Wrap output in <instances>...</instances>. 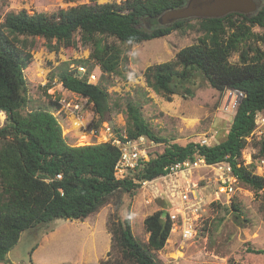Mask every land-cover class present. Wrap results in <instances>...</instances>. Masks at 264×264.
Masks as SVG:
<instances>
[{
    "label": "trees",
    "instance_id": "1",
    "mask_svg": "<svg viewBox=\"0 0 264 264\" xmlns=\"http://www.w3.org/2000/svg\"><path fill=\"white\" fill-rule=\"evenodd\" d=\"M257 1L259 8L254 13L189 17L165 25L159 23L158 16L187 0L83 3L56 12L22 9L6 14L0 23V109L8 115L0 127V262L16 264L8 254L23 231L40 226L52 230L59 218L86 220L119 190H135L140 184L135 178L152 179L165 174L172 163L186 159L226 161L240 183L264 191V176L242 159L248 137L257 128V115L264 111V48L259 45V41L264 42V33L253 29H264V0ZM195 25L202 32L198 41L180 49L173 60L150 65L145 71L146 81L167 100L175 94L192 97L204 85L221 93L227 88L243 92L223 140L214 144L169 142L153 131L140 103L130 100L126 105L128 137L146 136L166 144L162 152L151 153L136 176L131 171L119 179L115 167L121 153L111 141L70 144L52 109L40 106L26 110L29 98L25 69L32 61L29 49L35 45V37L45 38L50 49L79 42L92 44L91 58L103 72L114 73L122 50L105 38L143 42ZM235 52L239 53V62L230 61ZM91 58L78 61L88 63L84 75L64 63L56 76L65 88L94 103L98 120L93 126L98 127L112 105L109 91L100 80H89ZM51 104L55 109L60 107L58 100ZM109 223L111 249L101 264H160L155 252L166 246L174 223L167 211L159 209L145 217L144 227L149 233L145 244L135 237L130 217ZM251 251L261 253L264 249Z\"/></svg>",
    "mask_w": 264,
    "mask_h": 264
},
{
    "label": "rangeland",
    "instance_id": "2",
    "mask_svg": "<svg viewBox=\"0 0 264 264\" xmlns=\"http://www.w3.org/2000/svg\"><path fill=\"white\" fill-rule=\"evenodd\" d=\"M114 1L123 0H0V23L7 13L22 9L30 13L56 12L83 3ZM253 29L264 33L260 26ZM201 35L195 25L143 42H121L109 36L104 40L115 43L122 50L119 68L114 73L103 72L91 58L92 44L79 42L72 47L50 49L45 38L35 37V45L29 49L32 61L25 69L29 98L26 110L40 106L52 109L67 141L80 145L105 142L106 137L109 139L105 135L106 124L111 125L115 133L128 136L126 105L128 101L136 100L153 131L169 142H219L225 138L242 99L236 90L227 88L221 93L210 85H204L192 97L175 94L167 100L148 86L145 76L150 65L173 60L180 49L197 42ZM259 45L264 48V42L259 41ZM88 58H91L89 64L95 75L92 81L100 80L107 88L112 105V110L98 127L93 126L98 120L94 103L65 88L56 76L64 63L69 64L72 70L77 67L78 74L84 75L89 68L88 63L78 61ZM230 61L239 62V53H233ZM80 66H84L85 71H81ZM48 84L51 87L47 88ZM54 100L60 102L58 109L51 104ZM76 103L81 108L78 112L74 108ZM144 138L150 155L163 151L166 141ZM263 141L264 111L257 115V128L248 137L242 153L243 163L264 176ZM136 173L138 170L132 171L133 175ZM224 173L219 167H194L166 179L161 174L149 179L153 182L140 183L132 191L119 190L86 220L59 218L53 224V229L58 226L56 230L46 231L45 226H40L23 231L8 257L16 264H101L111 249L108 230L111 220L130 217L135 237L145 244L149 237L144 227L145 217L163 209L171 219V212L178 213V210L190 217L194 223V237H183L185 223L182 217L177 221L172 219L173 228L166 246L155 252L160 264H264V252L251 251L264 249V191L234 182V179L227 180ZM233 182V187L229 188L227 184ZM189 187L194 191L191 199L184 202L179 191Z\"/></svg>",
    "mask_w": 264,
    "mask_h": 264
},
{
    "label": "built area",
    "instance_id": "3",
    "mask_svg": "<svg viewBox=\"0 0 264 264\" xmlns=\"http://www.w3.org/2000/svg\"><path fill=\"white\" fill-rule=\"evenodd\" d=\"M79 69L81 71H85L84 66H80ZM92 77H95L93 73L90 75V79H89L90 81H92ZM236 92L239 93L241 97L244 96L243 92H241L240 90H236ZM74 108L78 112L81 109L80 104L76 103ZM7 116H8L7 112L4 109H0V127L3 126L4 123L6 122ZM105 135L110 137L109 139L106 137V141H111L114 145H116L119 148L121 153V157L117 161L115 167L117 178L119 179L126 178L131 171L136 172L137 170L143 168L146 165V162L150 159V154L148 152L144 136H140L136 139H133V138H129L127 135L122 133L117 134L115 133L114 128H112L111 125L109 124H106ZM143 142H145L144 146H142ZM194 167H208V168L219 167L224 170L225 172L224 174L226 175L227 180L234 179L235 180L234 182L238 181L236 175L233 174L232 166L230 165V163L226 161L207 163L205 159L202 157L196 158L195 160L186 159L181 162L172 163L170 166L167 167V172L163 175V178L166 179L168 177L178 175L179 172L185 169H193ZM58 177H61V175L59 174ZM135 182L147 184L148 182L149 183L153 182V180L151 181L149 179L140 180L135 178ZM234 182L231 184H227V186H229V188L233 187ZM196 185L197 183L194 184L193 187L195 188ZM192 191H194L192 187H189L188 190H180L179 194L182 201L184 202L189 201L192 197L191 196ZM187 207H186V211H187ZM171 217L175 221H177L179 218L182 217V221H184L185 223L182 231V235L185 239H191L194 237V223L190 217L180 214L179 210L178 213L171 212Z\"/></svg>",
    "mask_w": 264,
    "mask_h": 264
},
{
    "label": "water",
    "instance_id": "4",
    "mask_svg": "<svg viewBox=\"0 0 264 264\" xmlns=\"http://www.w3.org/2000/svg\"><path fill=\"white\" fill-rule=\"evenodd\" d=\"M257 0H187L179 7L165 10L158 16L160 24H170L189 17H222L231 12L254 13Z\"/></svg>",
    "mask_w": 264,
    "mask_h": 264
},
{
    "label": "crops",
    "instance_id": "5",
    "mask_svg": "<svg viewBox=\"0 0 264 264\" xmlns=\"http://www.w3.org/2000/svg\"><path fill=\"white\" fill-rule=\"evenodd\" d=\"M54 223H55V222H54ZM57 228H58V226H56L55 229H53V230H56ZM53 230H52V231H53Z\"/></svg>",
    "mask_w": 264,
    "mask_h": 264
}]
</instances>
